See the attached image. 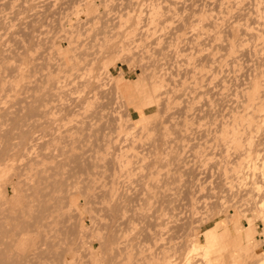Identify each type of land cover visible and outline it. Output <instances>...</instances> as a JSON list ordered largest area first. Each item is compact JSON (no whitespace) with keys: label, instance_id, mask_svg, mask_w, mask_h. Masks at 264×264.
<instances>
[{"label":"rangeland","instance_id":"obj_1","mask_svg":"<svg viewBox=\"0 0 264 264\" xmlns=\"http://www.w3.org/2000/svg\"><path fill=\"white\" fill-rule=\"evenodd\" d=\"M263 154L264 0H0V264H264Z\"/></svg>","mask_w":264,"mask_h":264},{"label":"bare ground","instance_id":"obj_2","mask_svg":"<svg viewBox=\"0 0 264 264\" xmlns=\"http://www.w3.org/2000/svg\"><path fill=\"white\" fill-rule=\"evenodd\" d=\"M125 34V33H124ZM260 150V149H259ZM264 155V154H263ZM255 157V156H254ZM260 157V156H259ZM257 161V160H256ZM252 162V161H251ZM259 165H261V164H259ZM259 167V166H258ZM254 189V188H253ZM255 192V191H254ZM264 225V224H263ZM201 244V243H200ZM204 244V243H203ZM199 246V245H198ZM202 248H199V247H194L193 248V251H197L198 249H200V250H202V252H203V254L204 255H208V251H209V247L207 246V244H205V245H202L201 246ZM202 255V254H201ZM208 257V256H207ZM261 261V260H260ZM202 262V261H201Z\"/></svg>","mask_w":264,"mask_h":264}]
</instances>
